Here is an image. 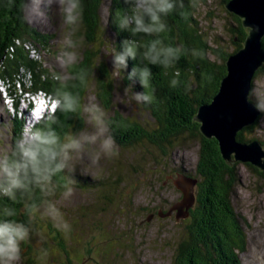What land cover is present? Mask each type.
Wrapping results in <instances>:
<instances>
[{"label": "trees", "instance_id": "obj_1", "mask_svg": "<svg viewBox=\"0 0 264 264\" xmlns=\"http://www.w3.org/2000/svg\"><path fill=\"white\" fill-rule=\"evenodd\" d=\"M105 1L82 0L83 21L78 27H75L76 29H71L73 33L71 41L79 47L78 63L68 66L65 74L75 75L82 69L87 70L89 73L87 82L81 84L77 80H70L67 90L78 94L81 103L84 104L87 92L93 87L98 102L103 109L108 111L113 109L115 82L118 83L120 91L129 85L133 92H151V89H142L138 82L127 79L128 73L136 64L135 61L130 60L128 69L124 72L121 71L119 77L112 75V67L107 63L108 52L113 47L120 51L121 41L132 38L128 32L119 30L115 22V13L127 10L130 6L125 4L124 0H111L113 15L107 19L106 28H103L101 27L100 10ZM216 1L226 10L225 5L230 0ZM184 3L188 14L187 18H182L178 12L170 14L167 17L170 31L163 34L162 38L166 44L183 46L185 52L174 67L164 69L160 66H150L153 73L151 84L156 90L155 99L151 104L134 102L136 109L147 117L146 121H139L132 116L125 117L113 111V115L107 117L110 134L115 138L118 148L129 147L134 150L135 147L139 148L140 145H144L155 148L162 157H166L170 150L177 147L179 141L196 140L199 143V148L194 169V175H196L193 182V187L195 186L194 202L193 206L188 208L186 219L189 223L185 227V237L176 247L174 264H241L239 255L246 249V235L242 227L244 221L232 205L234 190L239 182L238 165L241 163L228 165L222 158L218 142L214 138H205L199 130L200 125L194 121V118L199 107L210 104L218 92L221 80L226 75L225 62L230 55L242 47L247 36V29L243 28L241 20L237 16L226 10V13L231 17L228 22V31L231 33L233 41L232 48L227 49L220 36L216 35L211 39L201 28L199 13L203 7L208 6L209 0H184ZM20 4L21 0H0V80L13 85L17 83L24 87L26 80L22 71H25L31 76L28 81L31 83L29 90L52 95L57 88L62 87L54 79V76L60 73H49V71L43 70L41 65L29 56L28 45L42 43V41L47 43L44 39L46 35L39 33L37 29L25 22L24 15L20 11ZM193 4H195L194 7ZM135 39L144 42L152 37L141 36ZM96 44L99 47L95 48ZM261 46L264 50V37L261 40ZM104 47L107 50V55L103 57L100 50ZM193 50L202 53V57L193 56L191 54ZM177 71L180 73L179 77L175 76ZM257 75H264V65L256 71L253 80ZM174 78L180 81V85L176 88L170 86V81ZM187 85H191V90L188 92L185 91ZM250 98L257 106L260 105L251 97V93ZM55 115L58 124L53 127L58 132L63 133L69 129L77 132L84 127L82 114L57 111ZM263 116L264 111L252 125L239 131L236 135L237 141L242 143L257 141L264 146V141L256 136L259 122ZM13 120L22 122L16 116ZM14 134L13 143L20 137V130L16 129ZM12 146L9 144L6 151L10 150ZM244 166L258 176L264 174L249 163ZM175 172L178 175H184L188 180L192 179L189 176L190 173H184L181 169L177 168ZM73 178L77 181L74 185L75 189L81 190L83 193H89L88 190L106 182V180L89 179L75 174ZM54 179L60 185L65 183V180L60 176ZM116 183L112 184L113 188L117 186ZM114 189H110L109 194H107V190L105 194L97 198L96 203L89 206H93L92 208L100 220L90 219L84 222L87 225L85 230L87 237L92 236L90 234L95 230L103 232V237H107L106 239L112 237V232L103 231L104 218L101 212L106 210L105 206L109 204L108 201H112V198L115 197L114 194L118 196L116 188ZM62 192L63 188L58 187L55 196L48 197V199L56 201L62 197ZM35 198L39 202L43 197L37 191ZM4 205L15 207L18 212L16 219L28 223V216L23 211L22 203L13 204L7 198L0 197V208ZM74 220V223H69L70 229L67 231L59 230L49 219L46 221L49 235L52 231H56V234H51L50 243L55 241L56 244L58 241V245H56L58 251L66 256L68 262H71L70 264H74V262L71 259V249L68 244L77 235L74 233L73 226L76 227L78 221ZM39 223V220L32 222L31 224L34 226L31 228L40 232L41 228H37L40 227ZM83 234L79 235L81 239L85 238ZM36 235H40V233L37 232ZM85 243L91 244V247H86L87 252L83 254V258H79L81 254L78 255L77 249L74 250L77 253L76 261H79L80 264L94 261L91 249L97 244L93 241ZM22 248L27 249L28 252L34 250L44 254V251H49L50 245L44 241L39 247H35L34 243L26 242ZM25 261V264H34L29 259ZM95 264L104 263L96 261ZM105 264L111 263L105 262Z\"/></svg>", "mask_w": 264, "mask_h": 264}, {"label": "rangeland", "instance_id": "obj_2", "mask_svg": "<svg viewBox=\"0 0 264 264\" xmlns=\"http://www.w3.org/2000/svg\"><path fill=\"white\" fill-rule=\"evenodd\" d=\"M107 3L108 0L103 3L100 10L101 27L103 28H106L108 19L104 12V6ZM199 18L201 19V28L209 38L213 39L218 35L222 38L223 45L227 49L232 48V36L228 31V22L231 17L223 7L218 5L216 0H209L208 6L200 10ZM32 27L46 35L45 41L48 44L42 41V43L28 45L29 56L49 73H65L66 68L61 67L57 57L63 50H74L79 55L78 46L68 49L65 43L73 36L71 29L76 28L64 25L54 11L49 12V20L46 24ZM98 44L95 45V48L99 47ZM100 51L101 56L107 55L105 47ZM22 73L27 78L26 87L30 88L31 83L28 81L31 76L25 71ZM115 87L112 99L113 109L108 111L104 109L107 117L116 111L125 117L132 116L139 121H146L147 117L136 109L134 100L130 101V97L125 96L123 91L119 90L117 82H115ZM19 88L17 83L13 85L0 80V152L6 151L9 143L10 146L13 144L12 140L15 134H12L11 129L14 123L11 120L14 119L15 114L20 119L21 114L26 113L25 109L21 108L26 101L23 103L20 98ZM6 93H9L14 104L18 105L14 107V110L9 105L12 100L4 99ZM251 97L257 104H264V75H257L253 80ZM91 98L98 102L93 87L87 92L84 103H87ZM82 116L84 117L82 129L88 127L91 130L90 125L86 123L85 116L83 114ZM256 136L264 141V116L259 122ZM198 148L199 143L196 140H181L177 143V147L170 150L171 154L169 152L166 157H162L158 150L144 145H140L139 148L135 147L134 150L129 147H119L118 155L102 160L101 167L98 169L77 166L75 175L106 180V182L88 190L89 193L75 189V196L71 201H64L62 197L55 201L60 212L63 213V219L68 224L74 223V219L78 221L76 227L73 226L74 233L77 235L68 244L74 264H80L79 261H76L77 253L74 250L77 249L78 255L81 254L79 258H83V254L87 252L86 247H91V244L87 245L85 242L90 241L97 244L91 249L94 262H103L104 264L105 262L111 264H174L177 244L185 237V227L189 223L186 218H183L185 214H183L181 204L185 197L188 198L186 205L189 209L194 202L195 186L193 187V182L196 177L194 169ZM177 168L183 170L184 173H190L189 176L192 179L188 180L184 175L176 174L175 169ZM238 175L239 182L234 190L232 205L244 221L242 227L246 235V249L239 255V258L241 264H264V174L258 176L241 163L238 165ZM114 183L117 184L114 188H116L118 196L114 194L115 197L112 198V201L105 204L106 210L101 212L104 218L103 231L112 232V237L106 239L107 237H103V232L96 230L90 234L92 236L87 237L85 231L87 225L84 222L90 219L100 220L99 216L95 214L93 206H89L96 203L97 198L105 194L107 190V194L110 189L115 190L112 186ZM83 208L85 210H82ZM36 220L40 221V227L37 228H41L42 231L39 232L37 229L31 228V238L27 243H34L35 247H39L45 241L50 245V249L48 252L44 251V254L34 250L28 252L27 249L22 248L26 244L25 242L21 245L20 264H25V260L28 259L34 264H66L65 257L57 249L58 241L56 244L55 241L50 243V236L56 234V231H52L49 235V230L46 227L48 218H42L37 214L32 222ZM33 226L30 224V227ZM54 226L59 228L55 224ZM59 230L63 231L60 228ZM37 232L40 235H36ZM81 234L85 235L84 239L79 236ZM104 254L106 255L103 257Z\"/></svg>", "mask_w": 264, "mask_h": 264}, {"label": "clouds", "instance_id": "obj_3", "mask_svg": "<svg viewBox=\"0 0 264 264\" xmlns=\"http://www.w3.org/2000/svg\"><path fill=\"white\" fill-rule=\"evenodd\" d=\"M130 7L117 11L116 25L120 31H126L132 38L121 41V50L114 47L108 52L112 66V75L119 77L121 71L128 69L129 61L136 64L128 73L127 79L138 82L142 89L151 92H133L131 85L124 87L123 94L137 104H151L155 99V88L152 86V70L150 66L164 69L174 67L185 52L183 46L166 44L163 34L170 31L167 17L178 12L187 18L184 0H124ZM195 4H193V7ZM20 11L25 22L32 26L46 24L49 12H55L66 26L76 27L83 21L84 6L82 0H21ZM105 15L112 17L111 0L104 6ZM152 37L141 42L136 37ZM68 49L75 45L68 39ZM193 56L202 53L193 50ZM61 67L78 63V55L74 50H63L57 57ZM180 73H175L179 77ZM89 73L56 74L54 79L62 85L52 95L42 94L35 98L38 105L31 112L30 122L25 125L22 134L8 151L0 152V197H5L13 204L22 203L23 211L28 216V223L16 219L17 209L4 205L0 208V264H20L22 259L21 245L31 238L30 224L37 214L48 218L62 230H69L70 225L63 219L55 200L58 187L63 188L62 199L71 201L75 196L73 178L77 166L86 169H98L101 161L118 155V145L110 134L107 113L103 107L91 98L82 104L80 96L67 90L68 81L77 80L81 84L87 82ZM180 85L178 79H172L170 86ZM191 90L187 85L185 91ZM264 111V104L258 106ZM83 114L90 125L80 131L71 129L58 132L53 125L58 124L55 113ZM39 125V126H37ZM60 176L65 180L62 185L55 182ZM39 191L41 198L37 202L35 193Z\"/></svg>", "mask_w": 264, "mask_h": 264}, {"label": "water", "instance_id": "obj_4", "mask_svg": "<svg viewBox=\"0 0 264 264\" xmlns=\"http://www.w3.org/2000/svg\"><path fill=\"white\" fill-rule=\"evenodd\" d=\"M225 8L241 20L247 36L242 47L226 60V75L218 92L210 104L199 107L194 121L205 138L218 142L228 165L249 163L264 172V146L257 141L242 143L236 139L237 133L252 125L262 113L251 101L250 93L254 75L264 65V0H230ZM107 63L112 67L109 57ZM187 200L185 197L181 204L183 214L189 208Z\"/></svg>", "mask_w": 264, "mask_h": 264}, {"label": "bare ground", "instance_id": "obj_5", "mask_svg": "<svg viewBox=\"0 0 264 264\" xmlns=\"http://www.w3.org/2000/svg\"><path fill=\"white\" fill-rule=\"evenodd\" d=\"M17 4V3H16ZM20 6V5H19ZM11 9V8H10ZM10 19V18H9ZM3 20V19H2ZM11 23V22H10ZM25 23V22H24ZM16 24H17V22H16ZM2 30V29H1ZM44 35V34H43ZM23 39V38H22ZM45 39V38H44ZM26 40V39H25ZM23 42V41H22ZM39 42V41H38ZM47 42V41H46ZM47 44V43H46ZM43 48V47H42ZM25 51V50H24ZM48 51V50H47ZM26 57V56H25ZM38 64V63H37ZM39 68V67H38ZM85 96V95H84ZM14 110V109H13ZM25 111H26V109H25ZM25 113V112H24ZM15 116L17 117V119L19 118L18 116H17V114H15ZM30 117H31V114L30 113H28L27 111H26V113L24 114V115H22L21 114V116H20V119H18V120H21L22 122H24L25 124H28L29 122H30ZM123 212V211H122ZM128 213V212H127ZM178 245V244H177ZM181 246V245H180ZM228 247V246H227ZM184 248V247H183ZM239 248V247H238ZM227 249V248H226ZM182 251V250H181ZM184 252V251H183ZM178 263V262H177ZM196 263V262H195Z\"/></svg>", "mask_w": 264, "mask_h": 264}, {"label": "flooded vegetation", "instance_id": "obj_6", "mask_svg": "<svg viewBox=\"0 0 264 264\" xmlns=\"http://www.w3.org/2000/svg\"><path fill=\"white\" fill-rule=\"evenodd\" d=\"M188 210L189 209H186V211H185V216L183 217V218H186L187 216H188ZM65 257V261H66V264H70L69 262H68V260L66 259V256H64ZM96 262H94V261H92L91 263H82V264H95Z\"/></svg>", "mask_w": 264, "mask_h": 264}]
</instances>
